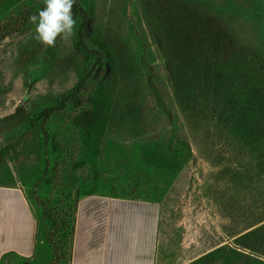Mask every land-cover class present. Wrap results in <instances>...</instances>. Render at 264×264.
Wrapping results in <instances>:
<instances>
[{
    "label": "rangeland",
    "instance_id": "obj_1",
    "mask_svg": "<svg viewBox=\"0 0 264 264\" xmlns=\"http://www.w3.org/2000/svg\"><path fill=\"white\" fill-rule=\"evenodd\" d=\"M80 1L88 49L74 5L45 49L44 0H0V184L38 222L8 264H71L92 196L158 205L156 264H264V0ZM51 213L71 220L55 257Z\"/></svg>",
    "mask_w": 264,
    "mask_h": 264
},
{
    "label": "crops",
    "instance_id": "obj_2",
    "mask_svg": "<svg viewBox=\"0 0 264 264\" xmlns=\"http://www.w3.org/2000/svg\"><path fill=\"white\" fill-rule=\"evenodd\" d=\"M159 212L157 204L141 199H82L71 264H156ZM37 233V218L23 191L0 184V264L32 257Z\"/></svg>",
    "mask_w": 264,
    "mask_h": 264
},
{
    "label": "clouds",
    "instance_id": "obj_3",
    "mask_svg": "<svg viewBox=\"0 0 264 264\" xmlns=\"http://www.w3.org/2000/svg\"><path fill=\"white\" fill-rule=\"evenodd\" d=\"M75 0H44L43 7L38 14L29 17V22L35 25V39L45 49L55 47L56 40H68L73 35L76 24L73 18Z\"/></svg>",
    "mask_w": 264,
    "mask_h": 264
},
{
    "label": "trees",
    "instance_id": "obj_4",
    "mask_svg": "<svg viewBox=\"0 0 264 264\" xmlns=\"http://www.w3.org/2000/svg\"><path fill=\"white\" fill-rule=\"evenodd\" d=\"M74 7L81 12L82 18H83L82 19V23L80 25V29H79V41H80V44L85 45V48L88 49V47H87V45L85 43V33H86V29H87L88 23H89V13H88V10L83 6V4H82V2L80 0H75ZM92 51L93 52H96L98 54L97 60L98 61H102V52H98V51H94V50H92ZM86 79H84L82 81V83L79 84L77 90L81 88V86L85 83ZM76 92H73V93L67 95L66 97H64L61 100V102H60L59 105L52 106V107L48 108L47 109L48 112H50L52 110H56V109H63L66 106L67 100L69 98H71L73 95H75ZM4 154L5 153H2L0 155V161L3 159ZM49 219H50V221H51V223H52L53 226H52V230H51L48 238H50V243L52 245V253H53V256L55 257V255H57V253L59 252V249L61 247L60 246V244H61L60 240L63 239L64 237H66L67 234H68V233L66 234L65 232L63 234L62 233H59V227L61 225H63V228L65 229V227H66V230H67L68 227L71 225V223H70L71 220L70 219H62V221H60V224H59V221L57 220L56 215L53 214V213H51L49 215ZM73 220H74V218H73ZM75 221H76V219H75ZM75 230H76V222L74 224V231H73V229H71L69 235L66 237V241L68 242V240H69V242L67 243V246H69V249H70V246H71L72 241H74ZM61 234H62V237H61ZM72 249H73V247H72Z\"/></svg>",
    "mask_w": 264,
    "mask_h": 264
}]
</instances>
